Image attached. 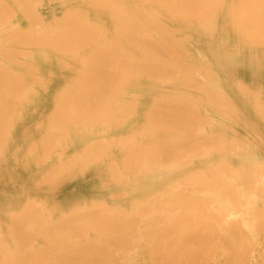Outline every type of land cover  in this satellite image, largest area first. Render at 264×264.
Wrapping results in <instances>:
<instances>
[{
	"label": "bare ground",
	"instance_id": "obj_1",
	"mask_svg": "<svg viewBox=\"0 0 264 264\" xmlns=\"http://www.w3.org/2000/svg\"><path fill=\"white\" fill-rule=\"evenodd\" d=\"M0 264H264V0H0Z\"/></svg>",
	"mask_w": 264,
	"mask_h": 264
},
{
	"label": "rangeland",
	"instance_id": "obj_2",
	"mask_svg": "<svg viewBox=\"0 0 264 264\" xmlns=\"http://www.w3.org/2000/svg\"><path fill=\"white\" fill-rule=\"evenodd\" d=\"M227 251H228V250H227ZM227 251H224V252L228 253L227 255H230V254H229L230 252H227ZM220 253H221V255H223V254H222V253H223V251H222V252H220ZM224 255L226 256V254H224ZM227 258H229V261H230V260H232V259H230V258H231V256H230V257H227ZM225 259H226V258H225ZM226 261H227V259H226ZM227 262H228V261H227Z\"/></svg>",
	"mask_w": 264,
	"mask_h": 264
}]
</instances>
